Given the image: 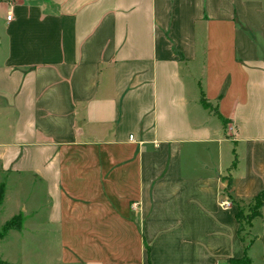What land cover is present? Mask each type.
<instances>
[{"label": "crops", "instance_id": "0c3cea01", "mask_svg": "<svg viewBox=\"0 0 264 264\" xmlns=\"http://www.w3.org/2000/svg\"><path fill=\"white\" fill-rule=\"evenodd\" d=\"M0 187V264H264V0H0Z\"/></svg>", "mask_w": 264, "mask_h": 264}, {"label": "rangeland", "instance_id": "374dc122", "mask_svg": "<svg viewBox=\"0 0 264 264\" xmlns=\"http://www.w3.org/2000/svg\"><path fill=\"white\" fill-rule=\"evenodd\" d=\"M21 196L25 197V195H21ZM250 210L251 209L249 207V209L246 212H244V213L241 212V215H242L241 222L245 221L244 220L245 216L250 215ZM11 213H12L11 210L5 209L4 212L0 215V224H2V222L4 220H7L9 218ZM245 230H246V227L244 226V228H243V226H242V231H241L242 235L245 234ZM43 238H45V237H43ZM41 240H42L41 237H25V238H23L24 243L21 242V244L19 245V246H21L20 249H23V251H20V253H18V258H20L23 261L34 264L37 261V258L39 256H41L40 251H38L39 250L38 246H40ZM48 243L50 246H53L57 243L55 235L51 234L48 237ZM52 254H54V253L53 252L49 253L50 256Z\"/></svg>", "mask_w": 264, "mask_h": 264}, {"label": "trees", "instance_id": "16d2710c", "mask_svg": "<svg viewBox=\"0 0 264 264\" xmlns=\"http://www.w3.org/2000/svg\"><path fill=\"white\" fill-rule=\"evenodd\" d=\"M202 105L206 107V104L204 103V101H202ZM229 187H230V184H228L227 188L229 189ZM2 198H3V187H0V202ZM263 205H264V193H260L258 196L254 198L253 203L250 206V209H251L250 215L245 216L244 220L248 222L257 216H260V209L262 208ZM237 219L241 221L242 219L241 211L238 213ZM21 229H22V218L20 215H18V216L13 217L10 221L4 224L0 232V238H2L6 234V232L10 230L20 232ZM246 253H247V248L244 249V258L242 260L244 264H249V260L247 258Z\"/></svg>", "mask_w": 264, "mask_h": 264}, {"label": "built area", "instance_id": "2783aa9c", "mask_svg": "<svg viewBox=\"0 0 264 264\" xmlns=\"http://www.w3.org/2000/svg\"><path fill=\"white\" fill-rule=\"evenodd\" d=\"M7 5H11L12 3H13V1L14 0H3ZM9 16H7L6 17V20H9ZM132 140V136H129L128 137V141H131ZM220 205L222 206V207H228L229 206V202H227V201H222L221 203H220Z\"/></svg>", "mask_w": 264, "mask_h": 264}]
</instances>
